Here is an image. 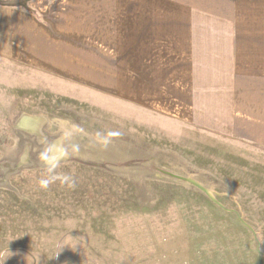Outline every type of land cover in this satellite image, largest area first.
Segmentation results:
<instances>
[{
  "label": "rangeland",
  "instance_id": "374dc122",
  "mask_svg": "<svg viewBox=\"0 0 264 264\" xmlns=\"http://www.w3.org/2000/svg\"><path fill=\"white\" fill-rule=\"evenodd\" d=\"M74 85L0 61V264H264L263 173L233 172L230 150L219 163L210 134ZM27 114L65 134L66 160L44 157Z\"/></svg>",
  "mask_w": 264,
  "mask_h": 264
},
{
  "label": "crops",
  "instance_id": "0c3cea01",
  "mask_svg": "<svg viewBox=\"0 0 264 264\" xmlns=\"http://www.w3.org/2000/svg\"><path fill=\"white\" fill-rule=\"evenodd\" d=\"M0 61L210 134L219 163L230 150L233 172L264 174V0L0 5ZM27 115L43 120L44 157L66 160L65 134Z\"/></svg>",
  "mask_w": 264,
  "mask_h": 264
},
{
  "label": "water",
  "instance_id": "95a60500",
  "mask_svg": "<svg viewBox=\"0 0 264 264\" xmlns=\"http://www.w3.org/2000/svg\"><path fill=\"white\" fill-rule=\"evenodd\" d=\"M30 0H0V5H4V6H24L27 7V4ZM24 114H22L20 116V119L18 122H20V120L22 119ZM65 160V159H64Z\"/></svg>",
  "mask_w": 264,
  "mask_h": 264
},
{
  "label": "clouds",
  "instance_id": "9594fccd",
  "mask_svg": "<svg viewBox=\"0 0 264 264\" xmlns=\"http://www.w3.org/2000/svg\"><path fill=\"white\" fill-rule=\"evenodd\" d=\"M53 179H55V177H54ZM64 179L67 180L68 177H65ZM49 183H50V180H49V179H42V180L40 181V185H41V187H43V188H47L48 185H49ZM70 186H71V185H70Z\"/></svg>",
  "mask_w": 264,
  "mask_h": 264
}]
</instances>
